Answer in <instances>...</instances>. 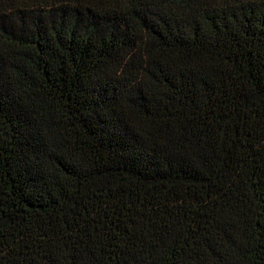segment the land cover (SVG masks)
Segmentation results:
<instances>
[{
  "label": "trees",
  "instance_id": "1",
  "mask_svg": "<svg viewBox=\"0 0 264 264\" xmlns=\"http://www.w3.org/2000/svg\"><path fill=\"white\" fill-rule=\"evenodd\" d=\"M0 264H264V0H0Z\"/></svg>",
  "mask_w": 264,
  "mask_h": 264
}]
</instances>
